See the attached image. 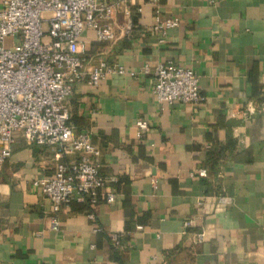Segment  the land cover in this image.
Masks as SVG:
<instances>
[{"label": "crops", "instance_id": "0c3cea01", "mask_svg": "<svg viewBox=\"0 0 264 264\" xmlns=\"http://www.w3.org/2000/svg\"><path fill=\"white\" fill-rule=\"evenodd\" d=\"M128 4L114 40L87 28L77 46L86 69L106 61L127 73L96 86L83 76L67 101L69 123L90 134L102 173L117 178L115 201L73 202L53 230L51 200L34 181L77 156L16 132L0 166V264H264V0ZM158 14L180 21L164 42ZM168 62L197 72L200 104L158 101L155 76L141 69ZM137 118L150 126L141 138ZM221 196L230 202L220 209Z\"/></svg>", "mask_w": 264, "mask_h": 264}, {"label": "built area", "instance_id": "2783aa9c", "mask_svg": "<svg viewBox=\"0 0 264 264\" xmlns=\"http://www.w3.org/2000/svg\"><path fill=\"white\" fill-rule=\"evenodd\" d=\"M129 1L3 0L0 6V166L12 155L16 132L31 143L55 147L59 157L77 156L59 162L52 176L34 181L51 200L53 230L61 227L57 213L63 207L73 202L90 206L113 203L116 198L112 184L117 178L102 173L98 161L101 151L90 134L77 131L69 123L67 101L83 76L96 86L108 73H127L123 65L106 61L86 69L77 46L87 28L96 31L99 41L114 40L117 11L122 8L128 14ZM179 23L177 17L158 14L153 29L160 34L159 41L164 42L168 30ZM8 38L15 40L7 44ZM141 71L155 76L154 94L161 103L197 105L204 100L200 77L192 68L168 62L153 69L145 64ZM135 125L139 138L150 128L144 118H137ZM198 175L207 177L208 169L199 168ZM229 202L221 196L218 207L224 208ZM89 217L95 219L96 215L91 212ZM186 226H191V220ZM111 238L115 247L123 245L120 234L113 233ZM198 239L203 240L202 233Z\"/></svg>", "mask_w": 264, "mask_h": 264}, {"label": "rangeland", "instance_id": "374dc122", "mask_svg": "<svg viewBox=\"0 0 264 264\" xmlns=\"http://www.w3.org/2000/svg\"><path fill=\"white\" fill-rule=\"evenodd\" d=\"M46 28V27H45Z\"/></svg>", "mask_w": 264, "mask_h": 264}]
</instances>
